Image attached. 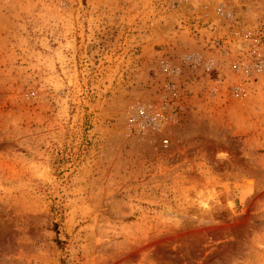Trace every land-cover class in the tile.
Listing matches in <instances>:
<instances>
[{
    "label": "rangeland",
    "instance_id": "374dc122",
    "mask_svg": "<svg viewBox=\"0 0 264 264\" xmlns=\"http://www.w3.org/2000/svg\"><path fill=\"white\" fill-rule=\"evenodd\" d=\"M0 264H264V0H0Z\"/></svg>",
    "mask_w": 264,
    "mask_h": 264
},
{
    "label": "bare ground",
    "instance_id": "6f19581e",
    "mask_svg": "<svg viewBox=\"0 0 264 264\" xmlns=\"http://www.w3.org/2000/svg\"><path fill=\"white\" fill-rule=\"evenodd\" d=\"M246 183H247L246 184L247 186H244L245 188H243L244 189V193L245 194L253 193V190H254V187H255L254 182L253 181H246Z\"/></svg>",
    "mask_w": 264,
    "mask_h": 264
}]
</instances>
